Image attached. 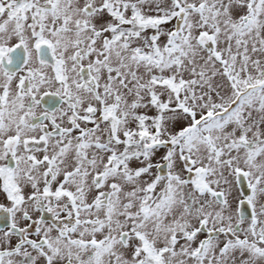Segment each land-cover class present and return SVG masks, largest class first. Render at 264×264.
<instances>
[{
	"label": "snow or ice",
	"instance_id": "6c2138e0",
	"mask_svg": "<svg viewBox=\"0 0 264 264\" xmlns=\"http://www.w3.org/2000/svg\"><path fill=\"white\" fill-rule=\"evenodd\" d=\"M0 264H264V0H0Z\"/></svg>",
	"mask_w": 264,
	"mask_h": 264
}]
</instances>
